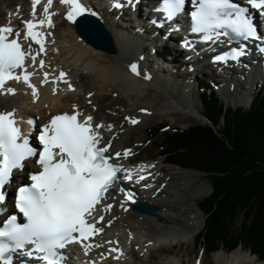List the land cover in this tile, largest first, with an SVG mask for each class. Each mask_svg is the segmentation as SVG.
<instances>
[{
	"label": "bare ground",
	"instance_id": "6f19581e",
	"mask_svg": "<svg viewBox=\"0 0 264 264\" xmlns=\"http://www.w3.org/2000/svg\"><path fill=\"white\" fill-rule=\"evenodd\" d=\"M14 2L15 0H9V2L0 0V26L9 25L20 30L16 21L20 17H28L32 4L30 7L27 5L32 0ZM117 2L122 5L119 10H116L115 6L109 7L108 0H86L83 4L88 11L97 14L96 16L101 18L111 30L117 45V52L109 55L111 53L86 42L77 33L75 26H71L72 21L66 18L68 5L62 4L60 0H53L49 7V12L53 14V26L46 25L41 29L45 33L46 52L40 53L35 65L31 64L36 73L31 82L38 88V99L34 100L32 89L25 83L22 85L11 83L10 87L16 89L14 95L0 94V112H13L21 121L31 120L34 125L48 121L49 117L55 113L78 111L82 121L85 117L91 116L94 128L97 124L103 125L102 128L96 129L100 136L103 133L101 142L104 145L111 142L109 155L113 156L114 152L123 153L126 149L131 150V154L127 157L123 155L118 158L114 157L117 164L129 169L130 173L149 179L145 184L148 190L131 189L136 198L146 199L161 206L156 214L137 212L131 208V203L125 199L123 194L112 190L110 197L106 198L105 203L98 207V213L95 215L104 217L103 221L97 224V227L103 228V231L85 242L93 245L87 253L83 247L78 249L84 256L72 254L68 258V264H78L79 261H89L90 264H143L139 262L142 255L148 254L149 257L155 249L162 251V248L167 247H170V250L175 247V254L183 244L178 246L174 245V242L178 241L179 243L186 236L185 231L200 227L198 222L200 223L202 220V215L201 210L197 209L198 199L210 189L208 184L194 186V178L201 174L198 172L199 170L194 171L196 169L173 165V167H179L175 176L173 177L172 172L168 171L169 174L163 177L164 174L162 175L157 169L160 163L154 162L153 159L143 158L145 159L143 161L136 159L135 162H130L134 158L138 145L127 144L129 142L128 131L133 124L126 118H134L138 122L144 123L157 112L171 114L181 111L185 115L193 117H202L203 114L185 96L178 97L173 94L177 88L174 87L175 82L172 77H168V75L173 76L172 73L164 76L166 71H163L167 68L163 67L162 63L167 61V57L173 60L172 62L179 60L183 55L184 46L180 48L177 43H165L164 38L167 32L165 28H161L164 25L159 23L160 17L152 19L149 15L145 16L152 10V7L145 2L141 1L135 5L134 9L121 0H116L114 5ZM46 3L47 0H41L36 6L37 17L45 16L43 9ZM127 9L131 11L130 18L124 20L122 13ZM126 14L129 15V13ZM60 18L63 19V22H60ZM125 24L127 26H123ZM58 25L62 26L60 35L59 31H55ZM152 26L154 30H152ZM23 35L24 33L21 31L22 39ZM174 35L173 37H175ZM27 43L32 44L33 50L39 49V45L31 40ZM27 43H25L26 46ZM148 46L149 50H146ZM246 46L253 47L251 44H246ZM141 49H145V53L142 54ZM157 51L158 56H154ZM166 54L167 57H165ZM160 56L163 57L162 60H160ZM152 57L157 62L159 61L158 64H161L163 69L149 66ZM200 57L202 55L198 59ZM39 60L45 62L42 69L39 67ZM132 64L137 65L139 75L131 71L130 65ZM215 64L219 65L209 61V65ZM61 71L67 74L65 79L68 83L55 79ZM44 72L50 73L47 83H41L44 79ZM252 74L254 78L259 76V68L254 69ZM261 75L264 80V72ZM82 77L92 80V89L82 86L79 81ZM171 81L174 84H171ZM238 82V79L231 78L223 81V84L224 86L228 84L226 89L231 93L232 100L244 101L247 104L250 101V92L238 97L233 95V88ZM69 83L72 86L71 89L68 86ZM253 84L254 81L252 86ZM150 86L156 89L154 97L141 100V104L136 102L134 99H141ZM54 88L55 92H53ZM118 88L126 92L124 98H128L129 103H125L127 107L125 105L117 106L114 110L117 112L119 107L122 108L121 111H124L126 118L118 123L116 120L112 122L111 116L107 120L104 117L103 120L106 124L96 120L97 115L102 118L99 115L101 109L98 112L97 108L104 106L108 108L109 103L112 102L102 101V98L107 96L106 91ZM93 98L96 99L93 100ZM26 133L28 132L26 131ZM25 164L27 169L28 165ZM180 176L185 177L187 181L181 182ZM6 193L9 194L8 189H6ZM106 205H111V209L108 210ZM158 241H162L163 245L155 248ZM97 244L101 246L96 247ZM124 247H130L131 255L124 257ZM112 249L118 251H112ZM215 255L216 260H226L227 264H264V261L256 263L255 258L251 256L252 253L243 247H237L230 252L218 250ZM205 258L207 262H205ZM209 261L210 257L203 255L198 256L192 264H211ZM182 262L185 264L184 259L179 264ZM144 264H150V262Z\"/></svg>",
	"mask_w": 264,
	"mask_h": 264
},
{
	"label": "snow or ice",
	"instance_id": "6c2138e0",
	"mask_svg": "<svg viewBox=\"0 0 264 264\" xmlns=\"http://www.w3.org/2000/svg\"><path fill=\"white\" fill-rule=\"evenodd\" d=\"M40 2L32 0V18L23 21V39L20 30L0 26V94L14 95L16 89L6 87V84L7 81L15 80L25 83L32 89L34 100L38 99V88L30 79L36 73L28 71L31 65L26 64V60L30 58L31 64L35 65L40 53L46 52L45 33L41 29L45 25L53 26V14L49 12L53 0H47L43 9L45 16L37 19L36 6ZM60 2L69 6L66 13L69 21H75L87 11L82 0ZM184 2L162 0L157 11H162L168 19H172L182 11ZM192 3L191 31L202 34L204 41L215 42L221 36L229 37L230 40L264 39L258 34L254 18L249 13L250 7L264 15V0H247L249 7L235 0H192ZM114 6L122 5L117 2ZM29 40L39 45V49L33 50L32 44L27 43ZM184 46L189 47L190 43L186 40ZM259 51L264 53V46H259ZM245 54L244 47L235 48L216 55L213 62L238 60ZM44 64V60H39L41 69ZM130 69L140 74L136 64L130 65ZM43 75L41 83H47L50 73L44 72ZM66 75L61 71L55 79L68 83ZM68 86L72 88L70 83ZM79 116L78 111L71 115L63 113L53 116L38 136L42 148L37 151L27 138L22 137L14 113L0 112V202L5 199L2 190L13 170L23 167L27 158L38 156L37 163L41 169L30 175L29 185L17 190L15 207L23 215L24 222H18V217L11 215L0 226V264H13V254L16 253L35 258L42 264H63L61 250L71 243H80L87 253L93 245L85 242L103 231V228L97 227L104 219L102 215L98 218L95 216L97 205L118 179L117 174L129 170L111 162L112 157L107 155L111 142L101 145L102 137L96 129L103 125L97 124L94 128L91 116L85 117L83 121L78 119ZM126 119L132 124L138 123L134 118ZM130 154L131 150L126 149L123 153L116 152L115 157H127ZM125 178L131 179V175ZM128 198L131 199L130 194ZM105 207L110 210L112 206Z\"/></svg>",
	"mask_w": 264,
	"mask_h": 264
},
{
	"label": "trees",
	"instance_id": "16d2710c",
	"mask_svg": "<svg viewBox=\"0 0 264 264\" xmlns=\"http://www.w3.org/2000/svg\"><path fill=\"white\" fill-rule=\"evenodd\" d=\"M202 97L208 121L169 129L161 122L150 134L163 135L157 148L167 162L201 169L209 179L197 243L210 254L242 245L264 258V89L249 108L227 106L214 88Z\"/></svg>",
	"mask_w": 264,
	"mask_h": 264
},
{
	"label": "rangeland",
	"instance_id": "374dc122",
	"mask_svg": "<svg viewBox=\"0 0 264 264\" xmlns=\"http://www.w3.org/2000/svg\"><path fill=\"white\" fill-rule=\"evenodd\" d=\"M17 1H22V0H15V2H17ZM8 2H9V0H8ZM62 20L63 19L60 18V22H63ZM16 23H19V20ZM73 25L74 24L72 22L71 26L73 27ZM55 31L56 32L59 31L58 34L60 35L61 31H62V26L58 25V27L55 29ZM169 43L170 44H174V41L170 40ZM147 49L149 50V46L146 48V50ZM144 51H145V49H141V53L142 54L145 53ZM158 51H157V53L154 56H156V55L158 56ZM107 53H109V52H107ZM112 54L113 53H111L109 55H112ZM153 57H152V59H153ZM165 57H167V54L165 55ZM162 59H163V57L160 56V60H162ZM172 61L173 60H171L170 58L167 57V61H165L164 64L162 63V65H163V67L167 68V69H165L163 71V72L166 71L164 76H167L166 74H170V73L173 74V76L168 75V77H172V80L175 82V84L172 81H171L172 83L171 82L170 83L174 84V87L177 88L173 92V94L178 96V97L185 96L187 98V100L192 105H194L196 108H198L201 112L204 109L203 108L204 106L202 105V100H201L202 89L198 88L197 85H198V82L202 78L205 81H209V82L212 81V82L220 84L219 88H222V89H220L218 91V93H219L221 98L223 97L222 99L225 102L228 101L229 104H233L234 103L233 105H240V104H244L245 105L246 104V102H244V101L238 102V101H235V100L231 99L232 95L226 89L228 84L227 85L225 84V86L223 88V85H222L223 83L219 80L220 77L215 72L211 71V70H214V69L211 67V65L206 64V60L204 58L199 60L196 63H191V62L190 63H185V61H183V63H182L180 59L177 60V61H174V62H172ZM158 63H159V61L157 62V60L155 62H151L150 61L149 62L150 65L149 66L150 67H155V68H158V69H163L161 67V64H158ZM70 64H71V62H70ZM202 64H204V67L202 66ZM194 67H197L198 69H196ZM169 69H171V70H169ZM79 81L81 82L82 86H85V88H90V89L93 88V87H91L92 86V80H90L89 78L82 77V78H80ZM79 81H77V82H79ZM251 87L252 88L250 90H251V93H252V91H254V89H255L254 84H253V86L251 85ZM248 89L249 88L245 87V83H243V84L238 83L235 86V88H233L232 92L234 94L233 93L232 94L233 95H237L236 97H238L240 95H243L246 91H248ZM115 90L111 89V90H107L106 91L107 96L102 98V101L104 100L107 103L109 101H112V102H110L109 105L107 104L108 108L106 106L97 108L98 112L101 109L99 115L102 118L98 117V115H97L96 120H98V121H100L102 123H106L103 120L104 117L107 120V118L109 119V116H111V120H116V122L119 123V122H121L122 120H124L126 118V115H124L125 114L124 111H121L122 108L119 107L117 112H115V110H114L117 106H123V105H125V103H127V104L129 103L128 102V98H124V97H126V95H125L126 92H123L119 88L115 89ZM222 90H224V92H222ZM155 93H156V89L154 87L150 86V88L148 89L147 93H144L145 95L141 99H134V100L141 104L142 103L141 100H146L148 98H153ZM95 99L96 98H93V100H95ZM121 100H123L124 102L121 103L120 102ZM126 105H125V107H127ZM245 106L248 107V105H245ZM125 107H123V108H125ZM149 118L147 119V121L145 120L144 123L143 122L142 123L138 122L136 124H133L130 127V129L128 131L129 134H128V137H127V139L129 138V142L127 144L129 145L130 143H132V146L138 145V146H136L137 149L135 150L134 157L137 158L139 161L145 160L143 158L152 157L154 162L160 163V166L157 169L159 170V172L162 175L164 174L163 177H166L167 174H169V173H167L168 171L170 173L172 172V175L174 177L175 173L179 171V169H178L179 167H173L174 164H169V163H166L164 161H162L163 162L162 163L161 160L164 159V155H161L160 154V150L157 148L159 142L163 138V135H159L158 134L157 136L150 137L148 135V131H147L148 127L154 126V125H158L161 122H166V123H169L171 127L179 126V127H183L184 128V127H187V126H189L190 124H192L194 122H206V121H208V119L206 117H204V116H202V117H193V116H190V115H185L181 111H177V112H174V113H171V114H169V113H167V114L165 113L164 114L163 112H157L153 116H151L150 119ZM123 143H126V142H123ZM161 168H163V169H161ZM177 169H178V171H177ZM194 171H198V170H194ZM194 171H193V174H194ZM198 172H200L201 174L197 175V177L194 178L195 179L194 186L196 185V187H197L199 184H203V185H207L208 184L210 186L209 191H207L203 196H201L198 199V203H199V201L204 196H206L208 193H210L211 184L209 182L208 177L205 176V172H203L201 170L198 171ZM179 180L181 182H186L187 181L186 178L182 177V176H180ZM198 206H199V204H198ZM198 206H197V209L199 210L200 207L198 208ZM201 215H202V220H201L202 222L200 221V223L198 222V224L202 228L203 225H204V213H203L202 210H201ZM193 230H195V229H191V231H193ZM240 247H242V246H240ZM174 248H172L171 250H170V247L162 248L163 252L162 251H157L155 249L154 253L152 252V255L149 256V257H148V254L142 255L140 260H139V262L143 263V264L147 263V262H150V264H170L171 262H173L174 264L175 263L179 264L180 261L184 259L185 260V264H189V263L192 264L193 261H195L194 257L196 255H199V256L205 255V256H209L210 257V261L209 262L211 264H223L222 259H217L216 260V255H215L216 252L207 255L205 252H203L204 249L202 247L198 246L195 243V239L192 236H190V235L186 239V241L183 242V246H181V248L178 251H176L175 254H174V250H175ZM220 250H225L226 251V249H220ZM252 257L253 258L255 257V259H256L255 255H253ZM197 261H196V263H197ZM205 262H207L206 258H205ZM182 264H184V262H182Z\"/></svg>",
	"mask_w": 264,
	"mask_h": 264
},
{
	"label": "water",
	"instance_id": "95a60500",
	"mask_svg": "<svg viewBox=\"0 0 264 264\" xmlns=\"http://www.w3.org/2000/svg\"><path fill=\"white\" fill-rule=\"evenodd\" d=\"M75 28L77 32L93 46L110 53L117 52V47L111 31L98 16L90 13L79 16L75 22ZM133 207L136 210L146 213H152L153 210L158 208L157 205H152L141 200L137 201Z\"/></svg>",
	"mask_w": 264,
	"mask_h": 264
}]
</instances>
